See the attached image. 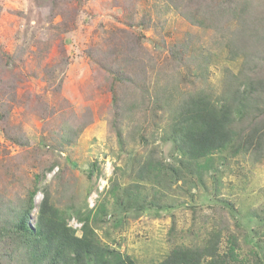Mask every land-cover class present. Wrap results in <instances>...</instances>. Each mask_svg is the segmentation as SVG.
<instances>
[{
  "label": "rangeland",
  "instance_id": "obj_1",
  "mask_svg": "<svg viewBox=\"0 0 264 264\" xmlns=\"http://www.w3.org/2000/svg\"><path fill=\"white\" fill-rule=\"evenodd\" d=\"M53 1L57 11L52 0H0L4 204L26 199L35 184L33 224L45 187L62 210L107 201L95 234L134 264H158L172 249L200 247L212 232L221 234V255L230 238L236 241L238 259L227 264H264V155L218 154L208 172L194 174L162 140L171 110L150 96L167 83L175 98L198 87L217 96L240 62L228 61L213 32L168 12L164 0ZM182 51L208 56L205 75L197 79L188 71L191 60L176 59ZM121 73L132 81L112 82ZM68 127L73 144L62 146ZM149 160L162 173L157 183L137 177ZM112 183L117 195L128 190L135 197L127 210V198L118 207L108 196ZM81 225L69 219L77 236Z\"/></svg>",
  "mask_w": 264,
  "mask_h": 264
},
{
  "label": "trees",
  "instance_id": "obj_2",
  "mask_svg": "<svg viewBox=\"0 0 264 264\" xmlns=\"http://www.w3.org/2000/svg\"><path fill=\"white\" fill-rule=\"evenodd\" d=\"M50 4L52 10L57 9L53 0ZM163 4L168 12H176L191 26L213 32L219 46L225 49L228 61L240 62V66L237 73L224 77L223 90L217 96L198 87L175 98L173 84L154 87L150 93L154 105L161 104L171 110L162 140L169 139L194 174L208 172L213 157L218 154H225L226 158L253 155L260 160L264 155V0H196L195 3L193 0H164ZM176 59L191 60L188 71L197 79L205 75L209 66L208 56L203 52H192L185 57L182 51L176 54ZM104 71L112 74L109 66H105ZM122 74V79L113 78L112 82L132 81L128 74ZM116 75L113 73V77ZM112 104L116 108L115 95ZM70 129L68 127L60 136L62 146L73 144ZM92 168L87 179L92 175ZM173 170L176 172L177 168ZM144 174L155 183L163 179L159 166L150 160L145 161L137 177L142 179ZM37 179L35 176L36 183ZM119 190V186L112 183L107 194L118 207L122 206V198H127V205L123 203V209L127 210L135 197L128 190L117 195ZM42 192L33 224L35 184L27 191L26 199H19L15 204L8 200L5 205L0 199V264H134L128 255L103 244L95 234L93 225L107 215V201L94 209L83 204L76 208L68 205L62 210L53 205L46 187ZM72 216L82 223L80 236L69 226ZM220 235L212 232L200 247L172 249L158 264L237 261L233 237L229 239L227 251L219 253Z\"/></svg>",
  "mask_w": 264,
  "mask_h": 264
}]
</instances>
